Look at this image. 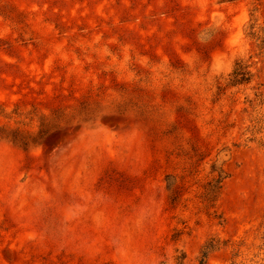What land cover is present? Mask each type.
Wrapping results in <instances>:
<instances>
[{"label": "rangeland", "instance_id": "rangeland-1", "mask_svg": "<svg viewBox=\"0 0 264 264\" xmlns=\"http://www.w3.org/2000/svg\"><path fill=\"white\" fill-rule=\"evenodd\" d=\"M253 24L264 0H0V264H264Z\"/></svg>", "mask_w": 264, "mask_h": 264}, {"label": "trees", "instance_id": "trees-1", "mask_svg": "<svg viewBox=\"0 0 264 264\" xmlns=\"http://www.w3.org/2000/svg\"><path fill=\"white\" fill-rule=\"evenodd\" d=\"M249 36L251 38H254L256 41H260L261 45L264 46V41L262 40V38L259 37V32H261L262 34H264V28H260L259 30L255 27V25H251L249 27ZM229 82L228 85L229 86H238V85H243V84H247L250 79H251V74L248 71V66H246L245 64H243L240 60H237L234 63V67L232 70V73L229 76ZM222 172H220L221 174ZM219 174V175H220ZM221 177L219 176V179L215 181V189H217V185L220 182ZM212 193H214V190H212ZM215 194V193H214ZM213 194V195H214ZM215 198V196L213 197V199ZM213 246L211 244V242L205 246L202 251H201V260L200 263H204L205 259L207 258L208 254L213 250Z\"/></svg>", "mask_w": 264, "mask_h": 264}]
</instances>
